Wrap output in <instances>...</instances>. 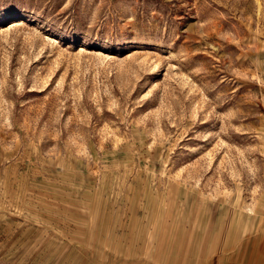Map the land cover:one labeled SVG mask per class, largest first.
I'll return each instance as SVG.
<instances>
[{
    "label": "rangeland",
    "instance_id": "374dc122",
    "mask_svg": "<svg viewBox=\"0 0 264 264\" xmlns=\"http://www.w3.org/2000/svg\"><path fill=\"white\" fill-rule=\"evenodd\" d=\"M0 264H264V0H0Z\"/></svg>",
    "mask_w": 264,
    "mask_h": 264
}]
</instances>
